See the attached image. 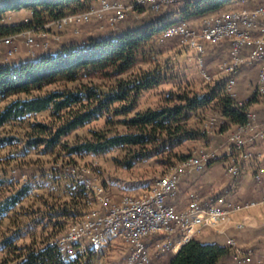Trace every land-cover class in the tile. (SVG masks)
<instances>
[{"label": "trees", "instance_id": "obj_1", "mask_svg": "<svg viewBox=\"0 0 264 264\" xmlns=\"http://www.w3.org/2000/svg\"><path fill=\"white\" fill-rule=\"evenodd\" d=\"M99 1L0 0V36L45 31L48 23L88 11ZM183 3L176 20L159 19L150 6H136L131 11L144 16L139 25H120L0 64V264H97L105 256L102 246L85 252L76 245L62 256L51 245L82 218L87 190L64 170L16 176L12 163L24 164L34 154L35 162L48 156L61 160L65 169L82 166L78 158L87 155H111L125 169L154 161L170 170L193 153L192 143L212 141L201 128L209 111L222 133L247 122L256 94L237 106L225 92L226 75L197 89L189 78L191 65H153L170 25L195 26L229 5L250 8L264 0ZM22 10L30 12L27 20L2 22ZM259 112L264 116V109ZM231 253L228 244L196 237L162 263L216 264Z\"/></svg>", "mask_w": 264, "mask_h": 264}, {"label": "built area", "instance_id": "obj_2", "mask_svg": "<svg viewBox=\"0 0 264 264\" xmlns=\"http://www.w3.org/2000/svg\"><path fill=\"white\" fill-rule=\"evenodd\" d=\"M178 0H100L88 11L69 14L48 23L47 30L39 32L42 40L38 41L34 31L28 30L14 35L0 36V64L10 63L19 48L16 40L24 37L31 48L32 56L37 55V48L48 50L50 40L47 31L55 41H61V30L69 28L73 34L97 17L99 29L104 30L106 15L111 12L108 28L115 30L128 13L136 6L147 5L159 12L165 6ZM52 28L57 29L53 31ZM176 39L182 49H193L201 57L202 76L205 83L213 81V75L206 70L204 53L206 43L221 44L229 42V55L218 64L222 74L228 77L225 92L242 106L237 89L240 68L254 67L258 78L254 94L264 99V4L257 7L235 10H222L204 17L199 25L191 26L185 21L170 25L161 35V42ZM253 48L249 52L245 49ZM247 122L236 125L228 134L227 143L231 149L241 150V157L248 158L253 152L249 143L264 137V119L257 111L249 108ZM216 116H211L206 127L213 126ZM211 132V131H210ZM233 151V150H231ZM217 149L210 147L194 151L190 156L176 164L169 172L159 176L152 188L142 194H128L115 202L113 196L97 176L91 173L89 166L67 167L69 173L88 192L86 208L81 219L75 222L64 234L51 241V245L62 255H70L78 245L82 250L100 247L103 243L121 240L128 246L124 264H163L170 253H176L181 246L192 238L199 237L206 227L215 231H224L230 222L231 214L245 208L264 207V192L259 198L237 202L229 193L210 195L203 198L198 190L189 189L184 195L187 205L178 210L170 199L180 193V184L188 173L204 170L212 160L219 158ZM227 172L234 181L241 177V165L232 157L227 162ZM264 168L257 174L263 180ZM232 249L229 258L216 264H264V254L252 248L242 247L235 239H228ZM97 264H103L99 261Z\"/></svg>", "mask_w": 264, "mask_h": 264}, {"label": "crops", "instance_id": "obj_3", "mask_svg": "<svg viewBox=\"0 0 264 264\" xmlns=\"http://www.w3.org/2000/svg\"><path fill=\"white\" fill-rule=\"evenodd\" d=\"M122 1L126 2L127 0ZM183 2L184 0H181L176 5L170 4L165 6L162 12L158 15V18L168 20L178 19L180 15V10L183 8ZM241 7L242 6H239V4L227 6L228 9H237ZM112 16L113 14L111 12L106 15V19L104 21V25L106 26V28L101 31L105 32L107 30H110L108 26ZM200 23V21H197L196 24L199 25ZM92 25H95L97 27V30L99 29L97 17H93L91 22H89L86 26ZM52 30L57 31V29L55 28H52ZM60 32L63 35L62 40L55 41L49 33V30L47 31L48 34H46V36L50 40V50L60 46L62 43L70 44L74 41L84 40L89 36L94 35L93 31H91L85 32L84 35H82L83 38L81 36L80 39L75 38V35H73L74 37H70L67 38V40H63L64 36L72 35L70 33L71 31L67 27L61 30ZM34 36L38 41L42 40L43 38L41 37L39 32H35ZM20 38L24 37L22 36ZM252 48L253 46L247 47L245 49V52H249ZM205 50V53L207 55V57H205V63L206 60L208 62L211 59H215L216 56L222 59L225 58L224 55L226 51L229 52V43L228 45H224V47L219 50L220 53H216L217 55L211 54L212 52L207 49ZM45 51L47 50H44L41 47L37 48V54L44 53ZM4 52L5 48H1L0 54L2 57H5ZM205 53L203 57L205 56ZM18 54L11 59V62H17L24 59V56L22 57L20 56V54ZM252 73L258 75L257 69L254 67L247 66L240 68L238 73V83H246L244 89L247 90L248 95L250 93V97L254 95L253 89L257 81V79L256 81H253ZM223 75L224 76H221V78L225 77L226 74ZM250 86H252V92H250ZM257 104L258 103L253 102L250 108L255 111H257L258 109H264L263 106H258ZM259 116L261 119H264L262 113H260ZM231 130L232 128H230L229 131L223 133L219 131L218 133L216 131L217 133H213L211 136L213 137V145H211L210 147L211 149H217V153L218 155H220L219 158L212 160L204 170L195 173H188L183 177L182 182L180 184V193L169 201L171 204L176 206L178 210L185 209L187 205V200L185 198L184 193L189 189L198 190L199 194L203 198H207L208 196L213 194L218 195L229 193L237 202H244L247 200L259 198L260 195L264 192V176L262 181H259L256 178L257 174L264 168V137H258L253 142H250L248 148L253 152V155L248 158H242L241 150L237 148L231 149L229 148V143H227L228 134ZM222 140L223 142L219 143ZM232 157H235L239 160V162H241V177L236 181H234L232 176H230V174L227 172V162L231 160ZM199 238L207 242H220L222 244H228V239L232 238L235 239L242 247H249L254 249L256 252L264 254V207L245 208L241 211L234 212L231 214L230 222L226 226L224 231L218 232L206 227L202 230L201 234L199 235Z\"/></svg>", "mask_w": 264, "mask_h": 264}, {"label": "rangeland", "instance_id": "obj_4", "mask_svg": "<svg viewBox=\"0 0 264 264\" xmlns=\"http://www.w3.org/2000/svg\"><path fill=\"white\" fill-rule=\"evenodd\" d=\"M177 3H179V1ZM177 3H175V5ZM241 8H243V6ZM241 8H237V9H241ZM162 10H160L157 13V15H159L162 12ZM225 10H235V9L227 8ZM30 16H31L30 12L26 10H22L18 12H11V13H8V15L3 18L2 22H8V23L19 22V21L27 20V18H29ZM143 22H144V17L142 15H139L135 12L130 11L128 13L127 19L124 22H121L118 26L120 25L124 26L128 23L132 25H139ZM194 23H197V22H194ZM80 31L81 32L77 34H73L72 32H70L72 35L64 36L63 40H67V38L74 37L73 35H75V38L80 39V37L84 35L85 32L93 31L94 34L103 32L99 29L97 30V27L95 25L83 26L81 27ZM24 39L25 38L19 37L16 40V45L19 48L16 55L19 53L20 56L22 57L24 56L23 58H29V56H32L31 48L26 45V42ZM224 45H226L225 42L221 44H215L214 46L206 43L205 49L211 51L212 52L211 54L217 55L216 53H220L219 50L222 47H224ZM158 49L160 50L159 58L158 60H156L153 66H155V64L158 66H172V65L176 66L177 64L187 63L192 66L191 74L189 75V78L195 80L198 83L195 88L199 89L200 87L210 84V83H205L203 80V76L201 73L202 68L199 63V59L201 56L197 54L195 50L182 49L179 46L178 41L176 39L169 40L167 42H160L158 44ZM228 55H229V52L226 51L224 57L227 58ZM205 57H207L206 53L204 56V60H205ZM217 57L218 56H216V58ZM216 58L211 59L208 62L206 60V64H205L206 70H208L213 75V81H215L218 78H221V76H224L220 72L218 68V64L225 58H222V59H220L219 57L217 59ZM255 73L254 74L252 73L253 81H256V79L258 78V75ZM245 84L246 83L237 84V89L242 95L241 96L239 94L241 97L240 100L247 99L248 97H250V93L248 95L247 90L244 89ZM253 87H254V83H253ZM250 92H252V86H250ZM255 98L257 101L256 103H258L257 105L264 107V99L259 95H256ZM212 115L216 116L212 112L209 111L207 113L206 119L204 120L203 126H201V128L203 130H206V133L210 134V136H212L213 133H217L218 131H220V128H219L220 124L217 122H215L213 126L209 127V129L206 127V123L209 122V119ZM222 142L223 140L220 141L219 143H222ZM211 145H213V140L212 141L210 140L209 142V139L205 138L203 140H198L196 143H192L191 148L193 149V152H194L201 148H207L208 146L210 147ZM37 158H38L37 155L30 154L27 156L24 164L17 165L15 163H12L10 165V168L13 169L14 174H16V176H26V174H31L33 171H36L39 169H42V170L44 169L47 171H51L52 169H57V170H60L61 172L62 170L66 169V168L64 169L63 164H62L63 162L61 160L56 161L52 159V157L43 156V157H40V160L38 162H35ZM28 160H33L34 162L30 163L28 162ZM78 163L80 165L87 164V166L90 167L91 173L97 176L98 179L104 183L108 191L113 196V199L115 202L120 201L125 195H128V194H142L144 192H148L152 188L155 180L159 176H162L166 174L167 171L169 172L171 170V169L164 170L163 167L157 165L154 161H148V162L138 164L132 169H125L123 166L118 164L111 157V155H108V156L87 155V156L78 158ZM101 246L104 247V250H105V256L102 261L103 264H124L125 263V260L128 254V246L126 245L125 242L121 240H115V241L108 240L107 242L103 243Z\"/></svg>", "mask_w": 264, "mask_h": 264}]
</instances>
